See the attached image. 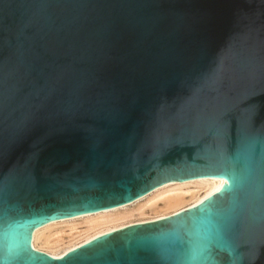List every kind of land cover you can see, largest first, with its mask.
I'll return each instance as SVG.
<instances>
[{
  "label": "water",
  "instance_id": "water-1",
  "mask_svg": "<svg viewBox=\"0 0 264 264\" xmlns=\"http://www.w3.org/2000/svg\"><path fill=\"white\" fill-rule=\"evenodd\" d=\"M201 177L178 214L32 246ZM0 264H264V0H0Z\"/></svg>",
  "mask_w": 264,
  "mask_h": 264
},
{
  "label": "bare ground",
  "instance_id": "bare-ground-1",
  "mask_svg": "<svg viewBox=\"0 0 264 264\" xmlns=\"http://www.w3.org/2000/svg\"><path fill=\"white\" fill-rule=\"evenodd\" d=\"M224 184V180L205 177L184 182L171 181L133 203L39 227L33 232L32 246L60 259L102 235L131 225L165 219L190 209L219 192Z\"/></svg>",
  "mask_w": 264,
  "mask_h": 264
}]
</instances>
